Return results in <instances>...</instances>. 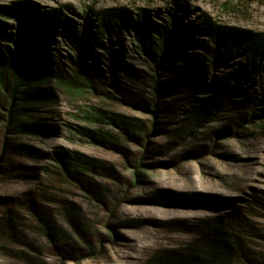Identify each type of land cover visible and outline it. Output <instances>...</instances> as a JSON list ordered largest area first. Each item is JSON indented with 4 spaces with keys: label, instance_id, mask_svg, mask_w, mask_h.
<instances>
[{
    "label": "rangeland",
    "instance_id": "obj_1",
    "mask_svg": "<svg viewBox=\"0 0 264 264\" xmlns=\"http://www.w3.org/2000/svg\"><path fill=\"white\" fill-rule=\"evenodd\" d=\"M11 12L0 264H264V0H0V66Z\"/></svg>",
    "mask_w": 264,
    "mask_h": 264
},
{
    "label": "trees",
    "instance_id": "obj_2",
    "mask_svg": "<svg viewBox=\"0 0 264 264\" xmlns=\"http://www.w3.org/2000/svg\"><path fill=\"white\" fill-rule=\"evenodd\" d=\"M11 16L16 17L19 20V26L17 27V43L19 46L17 55L11 58L9 63L0 66V82L3 83L7 88H9L13 93H17L25 84L29 77V72L27 71L28 64V50L30 48L37 49L44 42V38H41L37 34L38 30L41 29L37 22V17L35 14L24 15L27 19L28 24L22 22V14L19 12H11ZM69 25L64 23L61 25V31L64 37L70 38ZM181 32H178V36L181 37L183 31H189L190 28L179 26ZM51 29H48L50 31ZM186 40V38H185ZM232 42H236V37L231 38ZM189 42V39L186 40ZM178 51L182 52L183 43L177 45ZM254 53H261L264 55V45L257 39L256 44L252 50ZM234 82L240 83V78L233 75Z\"/></svg>",
    "mask_w": 264,
    "mask_h": 264
}]
</instances>
